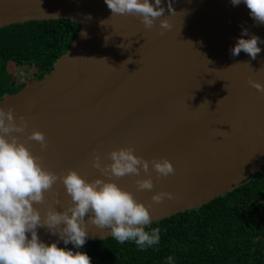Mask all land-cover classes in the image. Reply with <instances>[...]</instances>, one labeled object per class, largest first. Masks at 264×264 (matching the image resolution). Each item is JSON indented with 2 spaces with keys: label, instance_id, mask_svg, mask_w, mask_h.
Wrapping results in <instances>:
<instances>
[{
  "label": "water",
  "instance_id": "water-1",
  "mask_svg": "<svg viewBox=\"0 0 264 264\" xmlns=\"http://www.w3.org/2000/svg\"><path fill=\"white\" fill-rule=\"evenodd\" d=\"M162 4L164 16L148 30L136 16L112 15L104 0H0V28L55 19L79 25L49 72L0 98V107L29 121L28 132L39 130L48 140L43 152L35 141L26 146L48 170L74 169L89 181L109 179L92 167L93 150L104 163L122 147L149 161L167 158L174 175L158 177L150 164L140 177H111L145 205L157 192L175 194L152 203L153 222L199 208L256 173L264 176V94L248 83L264 85V43L255 60L230 53L242 27L264 41V25L231 0H172L174 14L168 0ZM165 18L172 28L161 35ZM148 176L153 189L138 191L136 179ZM53 192L36 205L42 216L49 206L61 211L70 203L62 184ZM87 221L86 242L111 236ZM37 231L41 241L65 246L46 228Z\"/></svg>",
  "mask_w": 264,
  "mask_h": 264
},
{
  "label": "clouds",
  "instance_id": "clouds-1",
  "mask_svg": "<svg viewBox=\"0 0 264 264\" xmlns=\"http://www.w3.org/2000/svg\"><path fill=\"white\" fill-rule=\"evenodd\" d=\"M104 2L112 15L136 16L148 30L165 14L162 0H154V3L151 0ZM231 3L233 6L245 4L250 17L257 24L264 25V0H231ZM167 10L172 14L176 12L172 0H168ZM101 23L104 24V21ZM171 28L167 18L160 20L161 35ZM249 35V30L242 27L241 36L230 49L232 56H239L243 51L252 60L257 58L261 52L258 45L264 41L254 34L244 38ZM248 83L264 94V85L251 79ZM28 128L29 121L23 115L17 118L11 106L0 107V264H92L91 257L79 251L88 238L86 216L87 223L109 229L110 235L121 244L133 241L144 250L159 243L160 229L146 230L153 222L150 208L152 203L160 204L165 198L175 199V194L157 192L151 197L152 203L145 205L111 177H140L141 170L149 172L150 164L158 177L174 175L173 164L167 158L149 161L135 155L132 147H122L110 151L107 155L111 162L104 163L99 152L93 150L92 167L109 179L89 181L74 169L59 174L48 170L43 157L33 154L26 146L27 142L35 141L43 152L48 148V140L43 132H28ZM57 183L64 186L70 203L61 211L49 206L42 216L36 205L44 204L46 193L55 195L53 185ZM135 184L138 191H151L154 187L150 176L136 179ZM54 203L60 205V200L55 199ZM38 228H46L52 235H57L65 247L58 246L57 242L41 241ZM69 243L75 250L67 247ZM167 259L172 264L173 257Z\"/></svg>",
  "mask_w": 264,
  "mask_h": 264
},
{
  "label": "trees",
  "instance_id": "trees-1",
  "mask_svg": "<svg viewBox=\"0 0 264 264\" xmlns=\"http://www.w3.org/2000/svg\"><path fill=\"white\" fill-rule=\"evenodd\" d=\"M78 30L79 25L68 19L0 28V98L26 83L8 71L10 62L34 68L33 80L40 79ZM157 227L159 243L144 250L133 241L121 244L109 236L87 241L79 251L86 252L92 264H169V256L172 264H264V176L256 173L199 208L152 222L146 230Z\"/></svg>",
  "mask_w": 264,
  "mask_h": 264
},
{
  "label": "rangeland",
  "instance_id": "rangeland-1",
  "mask_svg": "<svg viewBox=\"0 0 264 264\" xmlns=\"http://www.w3.org/2000/svg\"><path fill=\"white\" fill-rule=\"evenodd\" d=\"M8 71L14 76L16 79H24L26 82H30L33 80V72L34 68L32 67H21L18 65H15L14 63L8 64Z\"/></svg>",
  "mask_w": 264,
  "mask_h": 264
},
{
  "label": "built area",
  "instance_id": "built-area-1",
  "mask_svg": "<svg viewBox=\"0 0 264 264\" xmlns=\"http://www.w3.org/2000/svg\"><path fill=\"white\" fill-rule=\"evenodd\" d=\"M20 81H25L24 79H21Z\"/></svg>",
  "mask_w": 264,
  "mask_h": 264
}]
</instances>
